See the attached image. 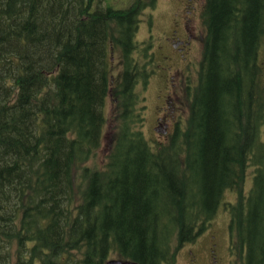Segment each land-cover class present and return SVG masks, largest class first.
<instances>
[{
  "label": "trees",
  "instance_id": "obj_1",
  "mask_svg": "<svg viewBox=\"0 0 264 264\" xmlns=\"http://www.w3.org/2000/svg\"><path fill=\"white\" fill-rule=\"evenodd\" d=\"M103 2L0 0V264H177L221 208L233 254L264 264V0H203L186 123L164 142L138 89L156 0Z\"/></svg>",
  "mask_w": 264,
  "mask_h": 264
},
{
  "label": "rangeland",
  "instance_id": "obj_2",
  "mask_svg": "<svg viewBox=\"0 0 264 264\" xmlns=\"http://www.w3.org/2000/svg\"><path fill=\"white\" fill-rule=\"evenodd\" d=\"M134 0H104L103 5H109L114 9H125L129 5L132 4ZM182 0H157L155 8L153 10H145L141 16V23L139 24V29L137 32L136 40L138 42H150L149 45H152V51L154 52L156 49V46L161 41V33L163 31H166L169 27V20L173 16L175 12H178V5H176L178 2L180 3ZM199 1L198 6V13H199V7L201 10L202 2ZM176 8V10H175ZM175 10V11H174ZM183 15H187L186 12L183 13ZM199 14H198V22L195 24L198 26V29H196L200 33H203V30L201 28V25L199 23ZM166 28V29H165ZM202 46L199 44L198 46V52L193 60V65L191 67V84L195 85L197 81V70L199 68V63L201 60V52ZM261 59L264 60V48L262 50ZM155 60L157 61L155 63V74L158 75L159 73L162 75H167L169 73V69H167V64L163 66L162 69L161 66H159V56L156 55ZM175 74V73H174ZM158 79L155 80V78H152L150 82H148L143 87H138L140 91H142V94L145 97V125L143 128L144 134L146 138L148 139H154L158 140L159 142H164L166 140V137L163 135H160L156 133L153 129L156 127L155 125V118L156 116L159 118H162L165 116L167 119L171 120H177L180 119L182 122V125L186 123V117L188 114V107L186 103H183L181 105V108L177 109L174 108L175 106H172L171 108H167L164 103H156L157 100L155 98L156 92L158 90ZM172 103L176 104V100L174 99ZM110 99H107L106 102V115L107 117L110 115ZM167 108V109H166ZM264 137V131L262 132V138ZM106 153H104L103 148L98 151L95 156L90 159L85 166L90 168H99L103 163L105 159ZM251 176H252V170H248V175L244 184V189L246 193L249 191L248 189L251 186ZM225 199L228 202H234L236 199L235 192H228L225 195ZM229 215L226 209L221 208L214 219L212 220V223L208 227V229L197 239L196 243H193L192 245H185L182 248H180L177 252V264H190V258L191 255L189 254V251H192L195 255H197V263L196 264H208L206 259V254L209 246H211V242L209 241V235L213 234L216 237L215 242L218 244L217 249L218 252H220V255L222 256L223 260H227L228 256V248L227 244L229 242ZM236 247V243L235 246ZM230 256V254H229ZM233 264H241L240 258L238 256L237 250H235V253L232 257ZM231 262V257H230Z\"/></svg>",
  "mask_w": 264,
  "mask_h": 264
},
{
  "label": "flooded vegetation",
  "instance_id": "obj_3",
  "mask_svg": "<svg viewBox=\"0 0 264 264\" xmlns=\"http://www.w3.org/2000/svg\"><path fill=\"white\" fill-rule=\"evenodd\" d=\"M176 5H178V12H175L170 18L168 29L165 28L166 31L161 33L162 37L160 43L156 46L157 50L152 53V75L150 79L155 78V80L158 79L159 82L155 96L157 100L156 103L162 102L167 108L175 106L174 108L179 109L184 85L186 86L189 82L191 67L198 52V46L201 44V39H199L200 35L198 30L196 33L198 26L195 24L198 22L199 1L182 0ZM184 12H186L187 15H183ZM156 55L159 56V66H161V68L167 64V69H169L167 75H162L160 73L158 75L155 74L156 70L154 67L157 62L155 60ZM174 99L176 100V104L172 103ZM163 120L164 122L162 118L156 116V127L153 130L165 136L176 120H169L165 116ZM215 240V235L210 234L209 241L211 242V246L208 248L206 256L208 264H230L229 253L227 260H223L220 252H218ZM189 253L191 255L190 264H196L197 255L192 251Z\"/></svg>",
  "mask_w": 264,
  "mask_h": 264
},
{
  "label": "water",
  "instance_id": "obj_4",
  "mask_svg": "<svg viewBox=\"0 0 264 264\" xmlns=\"http://www.w3.org/2000/svg\"><path fill=\"white\" fill-rule=\"evenodd\" d=\"M105 264H137V263L127 260L111 259L108 260Z\"/></svg>",
  "mask_w": 264,
  "mask_h": 264
}]
</instances>
